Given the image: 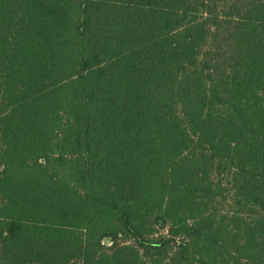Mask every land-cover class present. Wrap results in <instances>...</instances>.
<instances>
[{
    "label": "trees",
    "instance_id": "trees-1",
    "mask_svg": "<svg viewBox=\"0 0 264 264\" xmlns=\"http://www.w3.org/2000/svg\"><path fill=\"white\" fill-rule=\"evenodd\" d=\"M0 264H264V0H0Z\"/></svg>",
    "mask_w": 264,
    "mask_h": 264
}]
</instances>
